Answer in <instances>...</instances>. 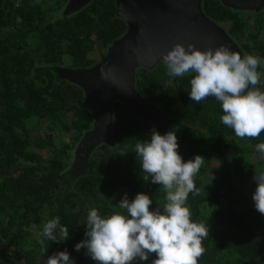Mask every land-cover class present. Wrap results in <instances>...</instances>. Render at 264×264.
<instances>
[{"label":"trees","instance_id":"trees-1","mask_svg":"<svg viewBox=\"0 0 264 264\" xmlns=\"http://www.w3.org/2000/svg\"><path fill=\"white\" fill-rule=\"evenodd\" d=\"M64 2L0 0V264H43L61 251H67L73 264H86V249L76 251L75 245L86 239L91 208L102 216L122 212L120 200L125 194L132 200L137 193L149 196L150 210L162 209L165 203L162 186L143 179L146 173L133 151L137 140L150 139L152 129L161 133L152 122L129 117L117 101L112 106V141L92 151L80 175L66 168L67 145H56L51 132H63L71 143H79L91 129L93 116L82 106V89L60 79L57 65L64 54L70 57V68L95 65L91 53L96 44L108 47L127 25L117 16L115 0H91L75 11L65 6L61 14L52 11ZM202 10L218 23H229L231 35L247 53L251 50L264 57V40L246 30L239 11L217 0H202ZM157 66L141 68L147 72L146 82L136 70V90L149 104L181 117L178 152L182 159L196 155L205 159L194 178L199 194L190 193L187 200L192 221L208 227L198 264H264V215L255 210L252 200L256 187L252 178L264 162L248 160L243 145L253 149L264 142V132L258 139L239 138L241 145L223 136L236 135L221 122L223 112L216 101L196 103L189 98L190 90L176 97L174 93L170 102L161 100L156 94ZM64 85L75 98L67 99ZM115 111L123 122L113 119ZM33 119L45 123L47 131L32 145ZM211 163H217V168L205 175ZM56 216L68 228L69 238L47 241L40 233L44 223ZM41 239H45V254ZM154 258L135 264H150Z\"/></svg>","mask_w":264,"mask_h":264},{"label":"clouds","instance_id":"clouds-1","mask_svg":"<svg viewBox=\"0 0 264 264\" xmlns=\"http://www.w3.org/2000/svg\"><path fill=\"white\" fill-rule=\"evenodd\" d=\"M163 60L170 77L192 74L190 100L200 103L214 97L220 103L221 122L238 138L258 139L264 132V91L257 87L261 82L258 68L264 66V59L247 53L241 56L225 45L200 50L191 43L187 47L176 43ZM178 147L173 131L161 135L152 129L150 139L137 140L133 151L146 173L143 179L162 186L165 192L162 209L150 210L152 200L144 193H137L132 200L125 194L118 204L122 212L102 216L91 208L85 223L86 239L75 245L76 251L85 248L96 264H135L148 261L151 255L155 258L150 264H198L205 252L208 227L192 221L187 200L190 193L199 194L194 178L205 159L196 155L184 161ZM254 147L264 162V142ZM252 179L256 184L254 207L264 215V166L255 169ZM40 235L60 242L69 238V230L56 216L44 223ZM45 239L39 241L44 254ZM43 264L73 261L67 251H61L45 258Z\"/></svg>","mask_w":264,"mask_h":264},{"label":"water","instance_id":"water-1","mask_svg":"<svg viewBox=\"0 0 264 264\" xmlns=\"http://www.w3.org/2000/svg\"><path fill=\"white\" fill-rule=\"evenodd\" d=\"M116 13L127 25L106 54L89 68L58 67L60 79L82 89V106L93 116V124L76 149L73 165L77 175L87 167L92 151L111 142L112 106L119 102L129 117L156 125L161 134L170 120L162 110L149 104L135 86L137 68L152 69L176 43H191L204 50L228 46L241 55L237 44L216 21L202 10V0H115ZM234 10L260 11L264 0H217ZM91 0H69L68 10H79Z\"/></svg>","mask_w":264,"mask_h":264},{"label":"rangeland","instance_id":"rangeland-1","mask_svg":"<svg viewBox=\"0 0 264 264\" xmlns=\"http://www.w3.org/2000/svg\"><path fill=\"white\" fill-rule=\"evenodd\" d=\"M19 0H16V2H18ZM41 0H32L33 3H39ZM69 3V0H65V2L63 3L62 7L60 8L55 7L53 8L52 11H54L55 13H60L62 9L67 6ZM202 5V3H201ZM232 9V8H230ZM234 10V9H232ZM59 11V12H58ZM234 11H239L240 13V17L242 18V20L244 21L246 30L251 33V34H255L257 37H259L260 39L264 40V7L260 10V11H253V10H234ZM53 12H49L50 15ZM218 23V22H217ZM218 25H220L229 35L230 37L235 41V43L237 44L240 52L242 53L241 56H243L245 53H247L244 48L242 47L240 41L238 39H236V37H234L233 35H231L230 33V25L229 23H218ZM250 44V42H248ZM108 47L104 48L102 47V45L100 43L96 44V50L94 52L91 53V57L94 59L95 64L98 63L101 58L106 54ZM247 54H251L256 56V54L254 52H252L251 50H248ZM264 59V57L262 58ZM158 65V66H157ZM70 66V57L67 54L63 55L62 58V62L57 65L58 67H69ZM156 70L154 71L155 74L159 75V89H157L156 94H158L159 98L161 100L164 101H169L172 99V97H174V93H175V97L177 95V93H182V92H186L190 90V75L191 74H187L183 77H170L167 74V68L166 65L164 63V61H159L158 64H156ZM155 67V66H154ZM153 67V68H154ZM152 68V69H153ZM142 69H146V68H142ZM152 69H147V70H152ZM136 70H138L141 73V81L142 82H146V79L144 76H146V71L141 70V68H137ZM258 71L261 73V82L257 85V87L261 90L264 91V66H261L258 68ZM62 90H64V93L67 94V99H73V92L72 91H68L66 89V86H62L61 88ZM138 92V91H137ZM140 94V93H139ZM75 98V97H74ZM206 100H212V101H216V99L214 97H208ZM210 101L204 102V103H209ZM119 103V102H116ZM216 104H220L218 101H216ZM168 115V114H166ZM170 120L167 124L166 127V133L168 131H173L175 132V135L177 137V142L179 143V141L183 138L182 135V130L180 128L181 125V117L179 116H175V115H168ZM113 119H115V121L118 123L123 122L122 118L120 117L119 111H115V114L113 116ZM173 119V120H172ZM31 126H32V130H31V143L32 145L38 141V137H42L43 134L47 131V126L45 125V123H43L41 120L39 119H33L31 121ZM51 133H53L54 138H55V144L60 146V145H64L66 144L67 146L65 147L66 152H67V164L68 166L66 168H68V170H72L74 169L73 165L75 163L76 160V149L78 146V143H71L69 137L60 131L54 130ZM234 134H232L231 132L228 133H223V136L226 139L232 140L236 143L242 145L243 141H241L239 138H236V136H232ZM37 139V140H36ZM80 142V141H79ZM246 148V156H248V160H252V161H258V153L255 151V147L253 149L248 148L245 144H243ZM181 156V155H180ZM212 165V169L207 170L205 175H209L210 171H213V168H217V163H211ZM35 232V231H34ZM86 264H96L95 261H93L91 259L90 256L87 255L86 258Z\"/></svg>","mask_w":264,"mask_h":264}]
</instances>
